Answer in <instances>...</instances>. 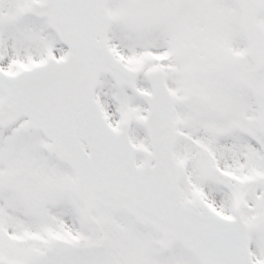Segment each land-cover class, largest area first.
<instances>
[{
    "label": "rangeland",
    "instance_id": "rangeland-1",
    "mask_svg": "<svg viewBox=\"0 0 264 264\" xmlns=\"http://www.w3.org/2000/svg\"><path fill=\"white\" fill-rule=\"evenodd\" d=\"M10 1L11 0H0V4L3 2V6H5L0 10V58L3 59V61L26 59L33 53H38L42 50L52 47L55 35L49 29V26H46L38 17L34 15L28 14L26 16L19 17L18 15L11 13L9 8H13L14 4H17V2H14V4H9ZM22 1L23 0H19V3ZM131 2H134L132 3L133 7H123L120 19L119 11L121 9L119 0H110L113 14L116 15L117 18L115 23H113L114 35L109 36L111 44L114 46L117 45L116 47H119L117 42H115L116 37L122 46L132 48L123 50L119 47L123 53H126L129 56L133 54H141L142 52H145L143 50H146L150 47H170L174 52V60L171 63L172 70H174L177 76H179L177 77L174 73L173 75L171 74L172 81L176 85H179L177 83L180 81L179 78L181 79V83L179 85L180 87L178 89L179 108L183 102V97H185V94H189L192 99H199V97L196 96L197 93L199 95L198 89H190V87L193 86V88H198V84L202 83L198 82V79L190 80L191 78L189 79L188 77L189 74L191 72L196 73V70H201L202 67H204L203 69L205 72H211L212 69H215L214 89L212 81L210 91L208 92H215V100H219L221 103L227 105L230 112H232L229 119H222L223 117L220 116L221 120L219 121H223L221 125L226 124L228 121H230L232 124L234 121L242 122L246 120L244 111H242L244 102L236 95H243L242 92H245L249 89L254 92V86L245 84V78H251L249 77L250 74L249 72H245V63H239V65H237V62L234 67L236 71L232 73L233 69L228 66L230 57L222 51L223 48L228 49V42L230 40H232L230 43L236 42L234 50H238L244 45V42L241 40L243 38V34L240 32L241 22L238 10L236 8L232 10L230 6L226 5V2L223 8L220 3L223 2L222 0H216L215 6L209 3L208 13L215 17V25H212V22L209 20V16L205 13H200V11L198 12L201 16V20H197L196 18L190 19V11L187 9L188 5H180V0H133ZM215 8L224 10L220 13V19ZM195 12L196 9L193 8L192 13L195 14ZM227 13L229 14V17L227 16ZM232 17L233 22L231 20ZM117 20L119 21L118 24H116L118 22ZM232 25L235 27L236 32L232 29ZM215 29H221L222 33H215ZM213 33H215V35L223 34L222 38H214ZM214 39L215 41L217 40V47L213 45ZM194 43H198L199 46L203 44V51L201 52L200 56L193 55ZM135 45H138L141 48H134ZM39 55H41V53ZM35 57H38V55H35L32 58ZM245 58L248 61V57L245 56ZM246 59H243V61H246ZM151 64L152 63L150 61L146 60H144L141 64L142 78H145V71ZM4 67L7 66L4 65ZM9 67L11 68V66ZM197 74H195V77L199 78L201 75L199 73ZM256 77L259 78V74H252L253 82ZM169 87L173 91V83H170ZM224 92H233V100L236 101L239 99V101H237L241 107L238 105V103H235V105L232 107L233 100L231 99V95L225 94ZM98 94L103 100L104 109L107 115L116 122L117 119L120 121L121 119L124 120V118L132 120L131 134L135 143L139 147H148L149 140L147 133L143 127L136 123V117L141 114V110L144 106L143 101H141L134 93L128 92L127 89L117 87L107 77H103V79L100 80ZM204 96L207 101L209 97L205 94ZM190 104L194 105L195 111L199 116L206 114V108L205 106L201 105V103L197 102V105H195L194 102H190ZM217 104L218 103H216V105ZM186 108L187 110L189 109L188 106ZM220 109V107H217L215 111L217 112ZM180 114L183 117L186 115L185 113H178V117ZM218 115L225 114L219 113ZM189 117L190 116L187 115L189 122L192 124L198 120L197 117ZM6 135H11L12 137L6 152H12L15 154L10 155V158L13 162L16 161V152H18V154L21 153L20 148L27 152V154L31 150L33 153L29 152L31 154L28 155H30V158L33 160L28 161V155L24 154L23 156H26L25 159H23L22 156V159L19 160V164L15 167L12 175L10 174L13 171L14 166L5 171L0 170V182L8 184V180L11 181L13 187L16 188V194H26V196H29V198H25L23 200L29 199L32 204H35V201L37 202V207H34L33 210H30V208L26 207L25 205H22L23 208H21L22 210H25L27 214L29 213L32 219H37L35 224H40L43 228V223L46 221V219H51L52 216H54L52 220H56L58 229L54 228L41 230V227L38 228L37 226H35L37 229L23 227L21 228L22 230L19 231L20 233L23 231H38L41 233V240H29L22 242L23 244L17 247L13 245V247L10 248L12 249L10 251L11 255H8V253H0V258H6L10 264H36L37 259H41L39 262L40 264L170 263L168 254L166 256L167 259L165 257L160 259L159 254L157 253L160 236L152 229L139 226H133L131 229V222L129 221L128 223L125 221L124 216L118 213H110L101 208L98 209V211H100L101 221L105 225L104 227L106 231L104 233L106 234V238L100 245H97L95 242L101 240V233L99 234L98 232L97 234L96 229L93 230L92 228L93 225H90L91 223L89 221L82 218L80 212L81 206L77 200H70L69 198L68 191L71 182L70 175L65 173V170L62 166L52 165V162H50V160L45 157L47 154L42 153L41 151L40 154H42L44 157V159H41V167H39L42 168V187L45 186L48 176L52 178H49L46 183V185L49 186L50 193H48V190L43 187L46 190V192L43 191L45 194H43L42 197L38 196L43 200H35L33 192L29 194V192L32 191V178L30 175H24L23 172L25 169H27L29 163L35 162L37 159L36 155L39 154V152L36 147L32 145L36 142V140L35 138H30L29 135H27L28 139H25V136L20 134L16 126L10 128ZM22 140H25L26 142H22ZM209 143L211 144V142ZM178 147H180V144H178ZM203 148H205V151L211 149L207 145H203ZM195 161L196 160L194 158V163ZM189 165L190 176L193 175V177L191 178V184L189 182L190 178L188 177V183H185V189L188 190V192L194 193L196 187H192H194L195 184L198 185L197 181H203L204 176L199 175L200 178L198 179V177L195 175L198 172L196 164L192 165L189 163ZM261 165L262 169L264 170V161L261 163ZM256 166H259V164H256ZM206 174H208L209 177L205 179L211 180L212 177L214 178L211 173ZM208 183L209 181L205 182L206 185ZM262 185L263 186L261 187L264 194V182ZM7 186L9 187V185L4 187H1L0 185L1 195L4 196L6 190H9ZM36 186H38L37 180H35L33 183V187ZM35 190H38V187ZM251 192L252 200L250 204H253V207L251 208L253 215L249 217L250 210H248L247 216L251 222V235L254 239V251L256 257L258 258L259 256L264 262V196L262 199H259L254 196L253 190ZM238 197L243 202V204H245L246 200H244L241 195ZM14 198L15 197L12 196L10 199L12 200ZM17 198L22 199L20 196H17ZM229 198H227V195L225 196V201L227 203ZM69 200L70 203H72V209L68 208V210L66 209L67 207H65V205H67ZM219 200L220 202H224V196L222 193L219 194ZM214 201L215 206L220 208L222 211L230 210L228 209V205L226 207H222L223 204H216V198ZM63 203L65 205H63ZM10 213L11 211H7L6 214H3L4 220H6L8 225H13L14 222L11 221L13 218L10 216ZM26 223L28 224L31 222L27 221ZM121 223H124V225ZM80 226L81 229H79ZM49 230L65 233L64 238H66V241L57 242L58 238H48L50 236L48 233ZM11 231L15 233V230ZM16 233L18 232L16 231ZM71 233L77 234V236L80 238L79 242H73V235H71ZM58 235L61 236L60 234ZM11 240L14 241L13 239ZM1 241L0 245H3ZM91 242H94L95 244L92 247L87 246V244ZM73 244L80 245L81 249H73ZM48 246H52V248L54 247L53 251L44 257L43 251L46 250ZM257 246L259 248V254ZM103 254L108 256H104ZM172 260L175 264H193V255L183 248L175 246Z\"/></svg>",
    "mask_w": 264,
    "mask_h": 264
},
{
    "label": "water",
    "instance_id": "water-1",
    "mask_svg": "<svg viewBox=\"0 0 264 264\" xmlns=\"http://www.w3.org/2000/svg\"><path fill=\"white\" fill-rule=\"evenodd\" d=\"M105 1L106 0H94L92 8L90 9L89 12L90 16L88 17V20H91L93 22L92 25H94V29L91 28L94 42L93 43L91 42V35H89L88 33L80 34L78 32V34L72 37V42L76 48L84 46L88 41H90V43L95 45L94 46L95 49H98L99 52L105 56V46H106L105 32L109 21V16L105 9ZM237 1L239 2L243 11L244 27L252 44L253 55L255 57L257 65L260 66L264 59V34L261 27H259L255 22V14L257 12L258 3L256 0H237ZM48 14L50 16L51 24L54 26L55 24L54 15H52L50 12ZM97 36H100V39H98L99 41H97L96 38ZM97 44H99L98 47H96ZM73 49L74 47L72 48V52ZM83 50L84 48L81 50L80 52L81 54ZM72 52L71 54H69L68 61L70 62L74 61V58L72 57ZM76 55L78 56L79 62L81 64H85L86 62L85 58H80V56L77 54V51H76ZM95 60H96L95 63L96 65H93V72L95 79L94 84L96 83V79L98 77L99 72L105 71V72H110L119 83L122 82L128 83L132 87H135L133 82L134 77L132 75L133 72H131L132 75L131 77L129 71L120 70V67H122L121 64L117 65L116 63H113L110 59H106L104 64L100 61V59L97 56L95 57L94 61ZM150 79L152 80L154 92L151 95H145L150 105V112L148 118L146 120H143L142 122L147 125L150 136L155 141V146H153V152H146V156H147L146 166L138 167L136 165H133V161L131 160V158L134 153V149L130 145V143L127 142L124 136H121V138L119 139L105 132L103 135H94L92 138L95 147L97 146L98 148H101L102 151L111 152V155L116 160V163L118 162L117 165L110 168L107 174V176L116 175L113 177L116 182V185L121 186L120 191L116 197L122 199L121 203L124 206H126L131 212H134L138 219H140L142 222L153 223L158 228V230H161L164 233L165 239L162 242L164 246L169 245L174 239L180 238L187 247L195 250L201 256L204 264H253L248 260L247 261L243 260L241 262L235 259V257L230 255V253H228L224 248H215L216 254L219 257L218 258L219 261H217L216 256L215 259L211 254H202L199 252L201 248L198 247V244L192 241V237L196 238L194 234L191 235L185 233L181 234V232L183 231L182 228L178 227L177 229L180 231L178 232L177 229L175 230L169 224H160L158 223V221H154L155 220L154 215L152 214L148 215L142 209H140L139 195L141 194L142 190L148 188V185L136 184V186L134 187L132 186L128 187L129 183L138 182V181L153 183L154 180L159 183L165 182V178L162 175L158 174V172L162 173L161 169L163 168L166 174L167 182L168 183L176 182L177 185L179 179V173H180V169L174 163L171 154L173 147V140L175 137L174 122L171 115L173 99L171 98L166 88L161 71L151 72ZM11 82H15L14 79H12ZM0 86L2 87L1 80H0ZM88 96H91L89 92H88ZM14 98H17V96H14ZM87 100L89 101V113L91 115V120L93 121L94 124L97 122V125L100 126L101 129H104L103 119L95 109V103H93L94 102L93 98L87 97ZM18 101L19 98L17 99V101L15 99L14 100L15 106H11L9 108H2V105L5 101H1L0 121L1 120L4 121L5 119L8 121H12L16 119L17 116L23 113L21 111L23 110V108L22 107L20 108V104ZM2 116H5V119ZM29 117H30L29 120L30 124H32L34 127H39L37 124V120H38L37 116H35V114H32L29 115ZM42 128L46 130V126H42ZM100 136L103 137V140L100 138ZM123 154H125L127 161L124 160ZM115 155L117 156V158H115ZM151 158H155V160L159 158L160 160L159 164L150 166L149 161ZM168 158L171 161L170 164L171 170L176 175V179H174L166 171L168 169V164H169ZM87 159L92 160V158L90 157H88ZM86 165H87V170L91 172L90 175L91 180L85 179L86 170L83 169V167L80 165L79 162L76 163V167L78 169L79 196L83 200H85L88 205L92 204L95 198H99L102 201L115 204L116 198H113V193H112V188L114 186V183L112 182L113 184L111 183L109 186H107L108 191H106V194L108 195V197L104 196L96 187L98 185L97 182L101 181L99 172L94 173L96 166L88 162H86ZM130 165L131 167H129ZM160 166H162V168H160ZM171 188L173 189V185H171ZM120 199H116V200H120ZM192 206L195 207L194 205ZM184 211H180L179 217L181 219L185 217L186 213L188 214L189 211H192V208L187 207ZM194 218L198 219L199 221L198 226L201 230L206 228V224L219 225L225 222V221L216 220V218L213 217H211L214 219L213 223H211L209 220L205 219L204 217L203 218L194 217ZM240 222L242 223L241 220ZM243 228L245 231L244 226ZM229 231L230 230H228V232ZM199 236L205 244L207 245L210 244L209 239L206 236L200 234ZM226 259H228L229 261L230 259L232 260L229 263Z\"/></svg>",
    "mask_w": 264,
    "mask_h": 264
},
{
    "label": "flooded vegetation",
    "instance_id": "flooded-vegetation-1",
    "mask_svg": "<svg viewBox=\"0 0 264 264\" xmlns=\"http://www.w3.org/2000/svg\"><path fill=\"white\" fill-rule=\"evenodd\" d=\"M261 80H262V88L261 92H258V96H255V92H247V101L249 103V106L247 108L252 109L253 101L255 103H259V110H260V115L258 117L259 119V124L261 126L262 132H264V72L261 75ZM212 105L209 106V110L212 112V117L210 118L208 115L203 114L202 116L198 117L197 122L194 124L190 125L187 121V116L186 119L183 121L184 122V127L187 128L186 130V139H191V138H198L200 141L204 142H209L214 140L215 142V130L212 131L215 127V92L212 94ZM257 108V106H255ZM212 131V133H211ZM210 133L212 140H210ZM229 135H233L234 133L228 132ZM37 141H42V133L37 132L36 133ZM209 191H214V188L211 190H205L204 192H209ZM213 196V193H211ZM198 199H202V196H197Z\"/></svg>",
    "mask_w": 264,
    "mask_h": 264
}]
</instances>
